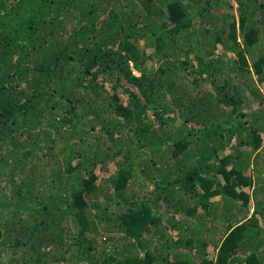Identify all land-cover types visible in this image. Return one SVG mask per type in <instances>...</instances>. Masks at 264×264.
<instances>
[{"label": "trees", "instance_id": "trees-1", "mask_svg": "<svg viewBox=\"0 0 264 264\" xmlns=\"http://www.w3.org/2000/svg\"><path fill=\"white\" fill-rule=\"evenodd\" d=\"M263 163L264 0H0V264H264Z\"/></svg>", "mask_w": 264, "mask_h": 264}, {"label": "rangeland", "instance_id": "rangeland-1", "mask_svg": "<svg viewBox=\"0 0 264 264\" xmlns=\"http://www.w3.org/2000/svg\"><path fill=\"white\" fill-rule=\"evenodd\" d=\"M263 166H262V169L264 170V163L262 164ZM106 173V172H105ZM107 176H108V173L106 174ZM106 176V177H107ZM263 177H264V174H263ZM258 197H264V192H260L259 194H258ZM251 204H252V206H253V204H254V201H252L251 202ZM262 205H260V206H258V208L260 209H262L263 208V205H264V201H263V198H262V203H261ZM253 208V207H252ZM254 212V208L253 209H251V211H250V216L252 215V213Z\"/></svg>", "mask_w": 264, "mask_h": 264}]
</instances>
